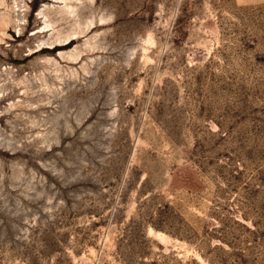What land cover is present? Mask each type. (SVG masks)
I'll return each mask as SVG.
<instances>
[{"label": "rangeland", "instance_id": "obj_1", "mask_svg": "<svg viewBox=\"0 0 264 264\" xmlns=\"http://www.w3.org/2000/svg\"><path fill=\"white\" fill-rule=\"evenodd\" d=\"M0 264H264V0H0Z\"/></svg>", "mask_w": 264, "mask_h": 264}, {"label": "bare ground", "instance_id": "obj_2", "mask_svg": "<svg viewBox=\"0 0 264 264\" xmlns=\"http://www.w3.org/2000/svg\"><path fill=\"white\" fill-rule=\"evenodd\" d=\"M65 5V4H64ZM66 7V6H65ZM74 9V8H73ZM69 10H70V8H69ZM39 13V12H38ZM44 16V15H43ZM48 16V15H47ZM48 20V19H47ZM47 22V21H46ZM46 25H48V24H46ZM49 25H51V24H49ZM61 37V36H60ZM151 37V36H150ZM57 39V38H56ZM151 40V39H150ZM57 41V40H56ZM59 41H64V39L63 40H59Z\"/></svg>", "mask_w": 264, "mask_h": 264}]
</instances>
